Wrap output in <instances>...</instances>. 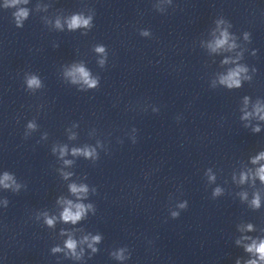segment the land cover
Wrapping results in <instances>:
<instances>
[{"label":"clouds","instance_id":"clouds-1","mask_svg":"<svg viewBox=\"0 0 264 264\" xmlns=\"http://www.w3.org/2000/svg\"><path fill=\"white\" fill-rule=\"evenodd\" d=\"M21 0H11V5L6 6H15L16 4H19ZM26 3L27 0H24ZM15 19H16V24L17 26H22V21L27 18L28 16V11L26 9H19L15 14ZM91 17L85 18L82 15H74L71 17V19L68 21V28L69 29H76L79 27H89L90 22H91ZM218 23H223V21H219ZM57 27H60L59 21H57ZM144 35H147V33H142ZM250 34L248 32L244 33V38L245 40H249ZM230 41V34L224 30L221 32L220 37L215 40L213 45H210L212 47V50L215 51L220 48H224L227 46V48L234 49L237 45L234 42H229ZM96 52L98 53H104L105 48L103 46H97L95 49ZM228 60H225L224 63H228ZM101 65H103L104 61H100ZM248 71V69L245 66L238 65L235 67L233 70H230L226 76L221 77L220 82L224 85H226L228 88L232 87H240L241 86V74H244ZM255 71V69H254ZM67 75L72 77L73 83H76L78 81H82L83 84L87 85L89 88H94L98 85V80L93 79L90 77L89 72L83 67V66H78L75 67L71 72L67 73ZM243 79H250L248 76H244ZM26 85L27 88L29 89H35L39 88L41 86V81L39 80L38 77L35 75L29 76L26 78ZM256 113L259 114V118L261 120H264V109L260 108L259 106L256 108ZM249 114L245 115V118H247ZM27 128L29 130H34L36 128V125L34 122H29L27 124ZM254 131H259V127H256ZM55 152L56 149H53ZM66 153V148H61L60 149V155L63 157ZM73 155H84L85 157H93L95 154L94 149H73L72 150ZM264 159V153H261L260 156L256 157V159L253 161L255 163L257 160ZM66 164L71 163L70 161H65ZM70 175V174H66ZM256 175L259 177L261 182H264V166H262L256 173ZM247 179L246 175L242 174L241 175V183L245 182ZM0 187H2L5 190H11L13 192H19L21 185L17 183L15 177L13 174L5 171L2 175H0ZM70 190L73 194L81 195V194H86L88 192V188L85 185H80L77 186L76 184L70 185ZM221 192V189L217 188L214 192L213 195H219ZM246 199V194L242 197ZM4 205L7 207L8 201L5 199L4 200ZM64 203L67 205L64 210L61 213V219L65 223H72L76 224L78 221H80L87 213L89 209H92V205H84L82 203H76L73 204L72 201H64ZM187 206V202L182 203L180 205L181 208H184ZM261 206L260 203V196L259 194H255L254 198L251 201V207L253 209H259ZM173 217H176L179 215V213L173 212L172 213ZM44 216V222L47 226L52 227L55 224L56 217H50L47 213L43 214ZM247 230L248 231H253V225L248 224L247 225ZM101 240L100 235H95V236H85L83 237V240L80 241V243H86L87 247L92 250L93 253L97 251L95 245L99 243ZM243 240H250L251 243L244 244V249L247 253L251 254L253 258L248 259L247 261L244 262V264H264V238L261 239H252L251 237H243ZM241 241L238 240L237 244H240ZM77 246L78 242L71 237L66 241L65 247L68 250L67 254H70L72 257L76 259H80L83 256V248L80 249L79 252H77ZM60 247H55L52 249V251L59 252L62 251ZM125 249L121 248L118 251L112 253V255L118 259V260H124L127 259L124 255ZM236 264H241V261L238 259L236 261Z\"/></svg>","mask_w":264,"mask_h":264}]
</instances>
